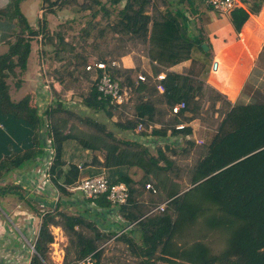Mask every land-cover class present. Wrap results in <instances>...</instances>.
<instances>
[{
  "label": "trees",
  "instance_id": "16d2710c",
  "mask_svg": "<svg viewBox=\"0 0 264 264\" xmlns=\"http://www.w3.org/2000/svg\"><path fill=\"white\" fill-rule=\"evenodd\" d=\"M8 1L7 6L0 9V17L13 20L17 30L13 31L6 42V50L0 54V219L5 217L4 214L10 216L8 207L1 200L5 196L40 217L32 243L34 252L30 264H45L47 245L53 240L50 226L60 227L67 239L63 264L91 252L101 262L102 249H98V246L116 234L115 231L105 233L94 221L88 220L87 209L75 214L58 210L60 197L78 198L74 191L69 192L64 185L74 182L80 166H77L78 163L69 164L64 174L61 169L65 164L63 145L70 139L78 150L89 152L80 163L81 167H135L142 172V178L137 181V186L141 187L139 192L137 190V200L134 181L126 172L110 181L123 182L127 186L128 197L124 204L114 206L104 196L91 200L95 210L114 206L119 218L133 226L127 232H120L115 239L125 244L135 264H264V104L232 106L198 79L197 72L187 75L165 70L188 59L190 48L200 47L203 42L199 33L187 31L182 12L179 9L168 10L153 16L147 14L151 0H111L112 5L122 4L116 10L115 21L109 25L110 30L145 45L147 57L159 66L152 69L153 76L163 73V79L159 81L163 89L158 92L155 80L143 74L144 81H133L130 77L132 68L110 66L111 61L100 56L98 60L107 65L110 77L135 96L131 117L123 122L116 121L114 126L129 130L136 138H117L106 131L104 125L93 120H87V123L94 129V134L83 138L64 132L74 112L56 95L53 81L49 84L51 103L41 112L37 108L34 92H27L14 101L10 98L7 83L9 77L24 70L31 40L39 34L42 40L49 39L44 32L46 13L55 7L67 5V0H41L42 18L35 29L27 25L20 13V0ZM248 1L247 9L237 6L229 12L231 25L236 32L249 13L259 11L263 0ZM90 3L98 5L102 15H110L99 0H90ZM90 7L81 3L79 10ZM95 15L96 11L92 10L91 17ZM83 33L89 34L87 30ZM55 36L56 53L70 54L61 58V67L70 77L84 64V58L73 53V47L68 46L62 33L57 31ZM119 78H122L121 81ZM56 80L60 83L62 77ZM90 82L88 91L79 95L82 105L94 111L102 110L110 118L111 110L119 105L111 104L109 97L97 92L95 82ZM207 91L213 96L211 107L216 101H222L227 108L214 133L200 148L197 159L188 169V185L181 188L176 179L178 168L164 151L167 149L170 155H174L175 150L164 145L157 147L155 154H152L144 144L148 142L153 146L161 139L170 141L171 138L166 136L168 131L170 135L186 137L184 143L188 150L182 148V151L189 152L197 140L192 137L188 122L198 118L199 99ZM179 102H183L184 107L170 115V108ZM160 105L164 109H160ZM167 115L171 117V122L166 121ZM179 123L185 125L175 128ZM47 137L51 138L50 145L54 150L48 169L49 180L60 194L51 209L39 208L35 198L27 197L25 191L9 178L34 158L38 157L40 161ZM98 151L102 153L101 161L93 154ZM170 173L174 178L166 183ZM151 179L156 193L148 191L147 199H139L144 185L151 184ZM164 200L167 202L162 212L149 213L151 208ZM134 228L137 229V242Z\"/></svg>",
  "mask_w": 264,
  "mask_h": 264
},
{
  "label": "crops",
  "instance_id": "0c3cea01",
  "mask_svg": "<svg viewBox=\"0 0 264 264\" xmlns=\"http://www.w3.org/2000/svg\"><path fill=\"white\" fill-rule=\"evenodd\" d=\"M245 1V3H242L241 0H236V6L247 9L249 1ZM8 2V0H0V9L5 8ZM190 2H179L178 0H151L150 5L147 7V14H151L153 16L162 14L168 10L173 11L179 9L185 17V23L188 27L187 31L193 34L199 33L200 37L203 38L202 43H204L207 47L206 51H203L200 47H191L189 50L188 59L167 67L165 70L187 75L197 72L198 79L202 80L205 85L220 94L232 106L264 104V0L262 1L258 12L249 13L248 18L242 24L238 32L234 31L231 25L229 13H220L212 10L208 6L204 5L200 0H192L193 3L191 2V4ZM63 7L66 6H62L60 8L55 7L51 12L46 13L44 18V32H46L47 35H51L52 32L58 31L60 28H62V26L71 27L75 21V10H68ZM18 8L20 13L24 16L27 25L32 29L37 28L38 22L42 18L43 8L41 0H20L18 3ZM15 30H17V27L13 20L10 21L0 17V54L6 50V42L11 38V35ZM41 37V34H39L33 38L31 42L36 41L37 43L36 58L34 59V63L35 65L37 64L38 66L40 65L42 67L43 77L39 80V82H36V70L32 76L30 74H26V60L24 70H22L19 74H16L18 80L15 84V89L10 90L9 83L11 82L7 80L9 85V95L12 100H18L27 92H34L36 105L40 112L45 110L52 100L49 87V84L52 82V80L47 77L45 72L46 70L44 71L45 64L43 61L45 58L42 55L43 48L41 47ZM63 38L66 41V38ZM60 54V56H57V62L63 64V60H61V58L69 57L70 54L64 52H61ZM128 56L129 55L126 54L119 55L117 58L109 59V61L114 62L116 66L121 65L123 68L133 69V64ZM154 67L159 66L149 60L145 51V45L137 40V74L153 77L152 69ZM167 118L171 119V117L167 115L165 118L166 121H168ZM195 120L196 119H193L192 121L188 122V126L191 127L193 138H195L196 134ZM179 124L182 126L185 125L183 123ZM168 138H172L170 139V142L173 140V143H176L177 141H184V138L186 139V137L182 135H171ZM73 143V141L67 140L63 145L64 152H62V157L65 164L61 167V169L63 170L64 174L68 170L69 164L77 165L78 163L77 166H80V168L75 175L74 182L72 184L66 183L64 185L66 190L73 192L71 188L84 177L103 174L109 181H111L118 177V175H120L122 172H126L134 181V189L137 200V190L141 189V187L137 186V168H103L101 166L93 165L81 167L82 164H80L75 159V155L79 150ZM93 154L98 160L101 161L102 155L99 156L96 154V152ZM39 168L40 161L38 160V157H36L31 161V163L25 164L21 169L13 172L9 178L13 183L19 185V187L25 191V195L27 197L35 198L39 208L51 209V207L55 206V202L59 198L60 194L57 191L58 195L52 194L50 196L48 193L40 194L37 192L47 188L45 180L41 179L39 172L37 173ZM38 177H40V179H36ZM33 181H35L38 186H34ZM40 184L43 186H40ZM36 187L38 190H36ZM74 192L76 196H82L79 194V191ZM144 195L148 197V193L142 190L141 196H138V198L142 199L144 198ZM80 199H83V202L80 201ZM1 200L4 202L3 204L8 207L10 216H6L4 214L5 218L0 219V223L2 224L0 225V232L3 231L0 234V239L2 241L6 239L5 241H7L9 244L17 245V243H15L17 235L20 234V236H26L30 230V226H34L33 236L35 237L40 223V217L33 215L29 211H26L19 203H15L8 196L2 197ZM59 201L61 203L58 206V210L75 214L83 211V209H87L86 216L88 220L94 221L96 226L101 231L105 233L108 231L116 232L115 235L109 237L107 240H105V242L98 246V249H102L100 254L102 263L108 264L103 258L105 254L104 252L107 251L105 246L112 247L114 245H121L129 254L125 244L123 242L116 241L115 236L120 232H127L133 226L124 223L119 218L114 206L109 209L95 210L93 202L91 200L87 202L83 196L82 198H77L75 196L69 198L60 197ZM6 219L10 225L3 222V220L7 222ZM20 220L23 222L22 228H18V231H16L17 229H15L14 226L19 224ZM49 229L54 240H56L55 234L57 232L60 236L59 241H65L62 243V247L59 246L62 251V248H64V260L67 239L60 227L50 226ZM134 235L135 241L137 242L136 228H134Z\"/></svg>",
  "mask_w": 264,
  "mask_h": 264
},
{
  "label": "rangeland",
  "instance_id": "374dc122",
  "mask_svg": "<svg viewBox=\"0 0 264 264\" xmlns=\"http://www.w3.org/2000/svg\"><path fill=\"white\" fill-rule=\"evenodd\" d=\"M105 7V10L109 12V16L102 15V11L99 9L98 5L91 4L90 0H67L66 9H72L74 12L75 21L71 27L62 26L58 31L63 34V37L66 38V42L73 47V53L80 54L84 58V64L92 63L95 59H98L100 56H104L105 60L109 61L111 58H117L119 54L129 55L132 64L133 72L130 77L134 80L137 74V40L132 39L127 35L114 34L109 25L115 21L116 10L121 7V3L117 5H112L111 0H99ZM83 3L86 6H91L86 10H79L80 4ZM83 6V5H82ZM95 10L96 15L94 18L91 17V11ZM68 26V25H67ZM87 30L88 35H85L83 32ZM57 32V31H56ZM57 40L55 32H52L49 35V39H43L41 47L43 48L42 55L45 60L44 71L49 79H51L56 86V95L61 97L69 109L74 112V117L68 119L66 127H64V132H69V134L76 137L87 138L94 134V129L87 123V120H93L99 124L104 125L105 130L112 132L117 138L133 140L136 136H132L129 130H120L114 126L116 121L123 122L126 118H130L133 113V100L134 95L130 91L126 90L127 96L126 101L123 102L124 105H119L117 109L111 110L112 116L109 118L106 114L100 111H94L92 109L86 108L82 105L79 95L84 94L88 91V88L91 84L89 79V74L85 72L84 64L81 65L78 70L74 71L72 76L67 77L65 71L62 69V63L57 62V56L61 54L56 53ZM200 46V45H199ZM37 43L36 41L31 42V50L29 57L27 59V70L26 74L34 75L36 70V82L43 77L42 67L35 65L34 59L36 58ZM121 66V65H120ZM57 77H62V81L58 83L56 80ZM122 78H119L121 81ZM17 75L14 77H9L8 81L11 82L10 90L15 89V83H17ZM127 89V88H126ZM22 97V96H21ZM131 99V101H129ZM213 96L207 91L203 93V96L199 99V114L198 118L195 120V138L196 140H201L202 143L197 144L194 147L189 148V152L182 151L183 149L188 150L184 141H177V143H172L167 139H161L156 142L153 146L149 145L146 142L144 145L147 146V149L150 153L155 154L157 147H163L164 145L168 148L175 150L174 155H170V151L165 149V154L170 156L178 168V187L184 188L188 185V169L192 166L194 161L198 157L200 148L209 140L211 135L214 133L215 129L219 125L222 114L226 110L227 106L224 105L222 101H216L214 107H211ZM164 109L160 105V109ZM168 119V118H167ZM86 120V121H84ZM168 122H171V119H168ZM166 136H171L167 131ZM172 139V138H171ZM71 140V139H70ZM145 140V139H143ZM149 140V139H146ZM73 141V140H71ZM144 142V141H143ZM75 144V143H73ZM88 150L79 149L78 153L75 155V159L81 163L85 160V157L88 155ZM101 156V152H96ZM137 169V181L142 178V173ZM174 178L173 174L167 175L166 183H169ZM152 186L154 187V181L150 180ZM144 191H147L143 187ZM38 193H48V195L54 194V189L40 190ZM148 193V191H147ZM58 195V193H57ZM142 200L147 199V196L144 195ZM82 198V196L78 197ZM83 202V199H80ZM5 218V217H4ZM7 220V219H6ZM3 222L10 225V223L3 220ZM23 222H19L15 227L18 231V228H22ZM31 224V223H30ZM0 225H2L0 223ZM10 227V226H9ZM13 227V226H12ZM34 226H30L29 232L26 236H20L17 232V239H15L14 245L9 244L7 241H0V264H30V257L34 252L32 250V243L34 241L33 236ZM11 229V228H10ZM1 230V229H0ZM35 230V229H34ZM15 231V230H14ZM3 232V231H2ZM0 232V234L2 233ZM56 240L53 238L55 243L53 246L56 248L62 247V243L65 241H59V233L55 234ZM52 242V243H53ZM67 244V240H66ZM218 246V245H217ZM215 247L216 250L218 247ZM220 247V245H219ZM107 251H105L103 258L108 264H135L133 257L124 250V247L121 245H114L112 247L105 246ZM122 248V249H121ZM64 251V248H62ZM53 247L49 244L47 245V255L48 258L45 260V264H54L52 260ZM160 264V263H157Z\"/></svg>",
  "mask_w": 264,
  "mask_h": 264
},
{
  "label": "built area",
  "instance_id": "2783aa9c",
  "mask_svg": "<svg viewBox=\"0 0 264 264\" xmlns=\"http://www.w3.org/2000/svg\"><path fill=\"white\" fill-rule=\"evenodd\" d=\"M204 5L208 6L212 10H215L220 13H229L234 7H237L236 0H200ZM110 66H116L114 62H110ZM85 72L89 74L90 80L95 82L97 92L102 96H107L110 99V103L113 105H121L124 101H126V88L121 87L117 80H113L110 77L109 72L107 71V65L100 61L95 60L92 63H88L84 66ZM163 79V73H158L152 77V80H155V88L158 92H162V86L159 83L160 80ZM133 80V79H132ZM144 81L145 77L142 74H136L133 81ZM125 103V102H124ZM184 107L183 102H179L173 105L169 114H176L181 108ZM140 125H138V129H140ZM181 124L175 125V128H181ZM51 138L47 137L45 139V148L44 155L42 159H40V168L37 170L39 172V176L41 179L45 180V184L47 185V189H54V194H57L56 189L50 184L49 180V166L53 161L54 150L51 143ZM197 143H201V140H197ZM40 177L36 179H40ZM29 181V180H28ZM34 186H38L35 181H33ZM44 184V186H45ZM40 186H43L40 184ZM144 188L147 191H150L152 194L156 193V189L150 183H146ZM36 190L38 188L36 187ZM72 191L81 192L82 196L85 199L93 200L100 196H104L106 200H108L112 205H122L126 202L128 197V188L123 182H110L105 175L97 174L94 176L84 177L78 181V183L71 188ZM167 200L159 203L150 209L149 213L162 212L166 205ZM53 242V240H52ZM50 243L53 247L52 260L54 264H63V251L60 248H56L53 246L55 243ZM33 250V248H32ZM66 264H104L102 262H98L94 253L91 252L81 258H76L68 261Z\"/></svg>",
  "mask_w": 264,
  "mask_h": 264
},
{
  "label": "water",
  "instance_id": "95a60500",
  "mask_svg": "<svg viewBox=\"0 0 264 264\" xmlns=\"http://www.w3.org/2000/svg\"><path fill=\"white\" fill-rule=\"evenodd\" d=\"M200 48H201L203 51H206V50H207V47H206V45H205L204 43H201V44H200ZM213 66H214V65H213ZM79 194L82 195L81 192H79Z\"/></svg>",
  "mask_w": 264,
  "mask_h": 264
}]
</instances>
